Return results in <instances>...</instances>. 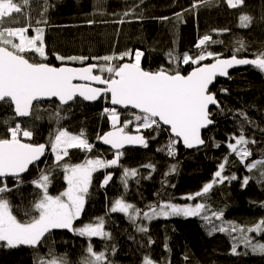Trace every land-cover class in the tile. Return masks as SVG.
I'll use <instances>...</instances> for the list:
<instances>
[{
	"label": "trees",
	"instance_id": "obj_1",
	"mask_svg": "<svg viewBox=\"0 0 264 264\" xmlns=\"http://www.w3.org/2000/svg\"><path fill=\"white\" fill-rule=\"evenodd\" d=\"M19 2L23 14L19 24L11 26H22L27 18L33 28H44L48 59L43 62L55 67L102 65L103 61L91 58L118 56L129 50L134 54L135 50H140L144 53L141 66L146 71L178 68L181 74L187 75L196 65L170 63L169 53L181 57L188 53L195 57L206 48L221 54L223 59L233 54L237 58L252 59L264 53V0H244V5L235 9L228 8L225 0H29L28 5H23V0ZM241 14L252 17L250 26H241ZM38 20L47 23L37 25ZM119 20L124 23H117ZM225 29L227 31H223ZM29 34H33L31 30ZM205 35L217 43L197 48L199 39ZM239 42L245 47L237 52ZM56 55L89 59L82 64L57 60ZM34 58L39 60V57ZM124 62H129L128 58L115 61L117 64ZM210 91L220 107L211 111L214 125L203 132V148L186 152L178 142L175 155L170 156L163 150L171 138L167 131L155 133L141 129L148 138V147L126 149L122 151L118 166L93 173L83 211L73 228L95 224L102 218L104 231L110 233V239L86 238L67 229H52L36 247L0 246V264H39L41 259L60 257L66 259L67 264H83L88 258L89 244L94 251L105 252L110 264H141L146 254L156 264H264V256L254 253L244 243L247 236L253 244H264V232L240 231L264 220V176L260 175L264 168L258 165L248 171L227 147L228 143H234L231 137L243 131L252 152L247 162L264 159V74L254 68L241 69L231 73L228 80H217ZM105 108L111 109L106 97L93 105L76 100L63 107L52 101L35 104L31 115L19 120L11 104L2 102L0 137L7 134L8 126L20 123L33 133L28 142L44 144L49 151L50 139L57 129H66L72 134L83 131L93 145L92 151L71 149L60 164H82L90 158L111 160L114 153L103 148L98 139L112 129ZM117 111L121 123L133 119L130 111ZM126 131L137 133L134 124ZM226 156L228 163L222 175H235L236 179L216 183L208 193L195 196L213 180L218 165ZM145 165H153L154 170ZM124 169L137 171L135 177L127 178V187L123 182ZM41 171L50 174L51 195H59L66 189L62 168L48 154L30 168L18 187L13 179H7L13 191L5 195L13 213L22 221L29 218L24 213L32 209L38 191L31 181ZM106 174H110L111 179L102 186ZM246 177L248 183L244 185ZM190 195L195 198L187 199ZM120 198L141 212L161 203L193 207L203 203L208 211L200 216H172L150 221L141 215L133 222L122 213L110 211L112 203ZM213 212H222V216L217 219L211 215ZM203 215H209L210 221L202 219ZM139 227H146L147 232L139 231ZM221 227L225 231H219ZM233 228L236 231H232ZM234 245L236 254L232 252Z\"/></svg>",
	"mask_w": 264,
	"mask_h": 264
},
{
	"label": "snow or ice",
	"instance_id": "obj_2",
	"mask_svg": "<svg viewBox=\"0 0 264 264\" xmlns=\"http://www.w3.org/2000/svg\"><path fill=\"white\" fill-rule=\"evenodd\" d=\"M228 8H239L244 5V0H225ZM29 0H23V5H28ZM193 7H196L194 4ZM23 8L19 0H0V101L14 105V112L17 117H28L32 113L34 102L45 99L56 98L60 104H68L77 96L86 101H95L101 97L108 98L113 106H120L124 109L135 110L129 114L132 120L120 121V113L116 107L105 108L108 114L112 130L98 139L105 145H110L115 150L114 158L104 160L101 158L86 159L82 164H60L69 156L71 149H79L91 152L93 145L89 143L83 131L79 134H72L66 129H57L56 134L50 139L51 151L55 156L56 164L64 172V180L67 188L59 195H51L49 186L51 184L50 174L41 171L31 181L36 199L30 211L24 215L29 217L22 221L12 211V205L5 195L13 191L9 187L7 179L11 177L18 187L22 183V174L27 172L30 165L45 154L44 144H32L28 141L32 138V131L23 128L20 123L7 127V134L0 137V246L17 248L21 245L36 247L45 235L52 229H68L80 236L100 237L101 239L111 238L110 233L104 231V221L98 219L95 224L89 223L80 228H73V223L83 211L85 198L92 182V175L99 169L118 166L123 155L121 149L125 145H140L148 147V138L141 133L143 130H152L155 133L167 131L170 134L168 144L165 146L168 155H175V145L182 141L186 148H193L204 144L201 138V130L213 123L210 106L220 107L214 93L210 91V85L217 76H228V69L236 65H252L256 70L264 73V53L255 58H237L233 54L231 58L223 59L221 54L207 51L202 46L208 43H217L211 36L205 35L199 39L197 48L201 52L192 57L188 53L183 56H174L169 53V62L184 65H196L187 75L181 74L177 69H160L155 72L146 71L141 66V58L144 53L135 50L125 51L117 55H106L103 57H92L91 59L103 61L102 65L91 64L87 67L70 68L55 67L46 62L44 33L42 27L33 28L31 21L26 18L22 26H11L19 24ZM128 15V13H125ZM177 16H180L178 13ZM167 19V18H164ZM240 23L242 27L250 26L252 17L241 14ZM124 23L123 20L116 21ZM40 23H47L46 20H38ZM93 23V21H89ZM30 30L33 34H29ZM227 31V29L223 30ZM237 52L244 49L243 42H239ZM28 54H32L30 57ZM34 57H39V60ZM129 62L115 63L116 60ZM60 61L71 60L84 63L89 57H62L56 55ZM205 60H212L211 63H202ZM107 73V76L102 75ZM99 73V74H97ZM74 81H85L89 83H74ZM102 85L103 87H95ZM226 91V90H223ZM135 125L136 135L126 131L129 125ZM155 138L154 136L152 137ZM231 139L234 143H228L230 154H234L244 164L248 171L256 169L257 166L264 168V159L253 160L248 163L252 152L247 147L250 141L245 137L243 131ZM255 143V141H251ZM219 147V145H217ZM161 149H158L160 151ZM228 163L226 156L224 161L218 165L213 180L204 185L201 192L195 196L208 193L216 183H223L227 179H236L235 175L225 177L222 175L225 165ZM153 168V165H145ZM173 171L175 166H173ZM135 169H124L123 182L127 187V178L135 177ZM167 175V173L165 174ZM264 176V171H261ZM111 179L106 174L103 185ZM248 178L243 181L247 185ZM187 199H194L190 195ZM149 211L141 212L134 205L126 202L123 198L116 199L110 211L120 212L135 222L141 215L144 219L151 220L158 217L169 216H200L207 212L203 203L194 207L191 205L180 206L172 203H161L158 206H149ZM212 216L219 219L221 213L213 212ZM202 219L209 220V215H203ZM139 231L147 232L146 227H139ZM215 230V229H213ZM219 231H225L223 227ZM232 231H236L233 228ZM243 232H264V220L259 221L254 227L241 228ZM211 234V233H210ZM151 243V241H149ZM246 247H250L254 253L264 256V244H253L251 239L244 237ZM167 247V245L165 246ZM88 258L83 264H110L105 252H96L91 244L87 248ZM236 254V246L232 248ZM39 264H67L63 257L52 259H41ZM141 264H156L147 254L142 258Z\"/></svg>",
	"mask_w": 264,
	"mask_h": 264
},
{
	"label": "water",
	"instance_id": "obj_3",
	"mask_svg": "<svg viewBox=\"0 0 264 264\" xmlns=\"http://www.w3.org/2000/svg\"><path fill=\"white\" fill-rule=\"evenodd\" d=\"M229 58H231V57H229ZM226 59H227V58H226ZM248 59H249V58H248ZM60 67L81 68V67L65 66V65L60 66ZM246 68H254V67H253L252 65H236V66L231 67L230 69H228V76H226V77L217 76V77L215 78V80L213 81V83L210 85V90L214 87V85L216 84L217 80H228V78H229V76H230L231 73H233V72H235V71H238V70H241V69H246ZM254 69H255V68H254ZM191 71H192V70H191ZM263 74H264V73H263ZM74 83H89V82H85V81H74ZM93 86H95V87H103L102 85H95V84H93ZM101 98H102V97H101ZM101 98H99V99H97V100H95V101H86V100H84L82 97L77 96L73 101H70L68 104H64V105L60 104V102H59L56 98H51V99L41 100V101H39V102H34V105H35V104H38V103H48V102L55 101V102H57L60 106H63V107H64V106L71 105V104L74 103L76 100H80V101H82V102H84V103H86V104L93 105V104L98 103V102L100 101ZM2 102H3V101H0V103H2ZM10 104H11V103H10ZM109 105H110L111 108L116 107V108H117L118 110H120V111H135V110L124 109V108H122V107H120V106H113V105H111L110 102H109ZM11 106H12V108H13V113L15 114V112H14V105L11 104ZM213 109H218V108H217L216 106H214V105H211V106H210V111H212ZM16 117H17V116H16ZM17 118H18L19 120H21V119H26L27 117H17ZM210 118L213 120V116H212V115H211ZM213 125H214V123L208 125L206 128H204V129L201 130V138H202L203 132H205V131L209 130L210 128H212ZM109 131H111V130H109ZM109 131H108V132H109ZM106 133H107V132H106ZM168 134H169V132H168ZM132 135H136V134H132ZM169 136H170V134H169ZM171 138L174 139V137H171ZM202 139H203V138H202ZM99 142H100V145H101L103 148H106V149L112 151L113 153L115 152V150L112 149V148L110 147V145H105V144H103V142H102L101 140H100ZM179 143H180L181 147H182L186 152H191V151H194V150H198V149H201V148H203V147L205 146V142H204L203 145H199V146H196V147H193V148H186V147L184 146V144H183L182 141H180ZM45 146H46V145H45ZM139 148H143V146H140V145H125L124 148L121 149V151H124V150H126V149H139ZM47 152H48V151H47V146H46L45 154L40 158V160L36 161L33 165H30L28 171L30 170V168H31L32 166H34V165L38 164L40 161H42V159L47 155ZM28 171L25 172V173H23V174H22V177H23L24 175H26V174L28 173ZM8 179H12V178L9 177Z\"/></svg>",
	"mask_w": 264,
	"mask_h": 264
},
{
	"label": "rangeland",
	"instance_id": "obj_4",
	"mask_svg": "<svg viewBox=\"0 0 264 264\" xmlns=\"http://www.w3.org/2000/svg\"><path fill=\"white\" fill-rule=\"evenodd\" d=\"M48 155H50L53 159H54V161H55V156H54V154L52 153V151H51V149L48 151ZM66 188H67V184H66ZM117 213H120V212H117ZM123 214V213H122ZM169 217H172V216H169ZM174 217V216H173ZM182 217H185V216H182ZM188 217H192V216H188ZM158 218H165V217H158ZM168 218V217H167ZM154 219V218H153ZM153 219H151V220H153ZM155 219H157V218H155ZM144 220H148V219H144ZM148 221H150V220H148ZM68 230V229H67ZM83 237H86V236H83ZM86 238H89V237H86Z\"/></svg>",
	"mask_w": 264,
	"mask_h": 264
},
{
	"label": "flooded vegetation",
	"instance_id": "obj_5",
	"mask_svg": "<svg viewBox=\"0 0 264 264\" xmlns=\"http://www.w3.org/2000/svg\"><path fill=\"white\" fill-rule=\"evenodd\" d=\"M97 74H99V73H97ZM112 130V129H111ZM47 151H48V149H47ZM48 154V153H47Z\"/></svg>",
	"mask_w": 264,
	"mask_h": 264
}]
</instances>
